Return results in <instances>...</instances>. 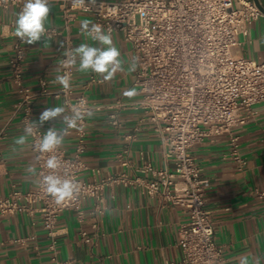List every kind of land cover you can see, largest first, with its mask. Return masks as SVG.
Instances as JSON below:
<instances>
[{"label": "crops", "instance_id": "crops-1", "mask_svg": "<svg viewBox=\"0 0 264 264\" xmlns=\"http://www.w3.org/2000/svg\"><path fill=\"white\" fill-rule=\"evenodd\" d=\"M264 8V0H257ZM51 11L45 27H54L58 33L45 36L42 42L27 45L15 36V19L20 11L16 5L0 6V196L12 189H34L36 176L26 171L30 164L36 166L31 149V139L23 146L15 139L24 133L21 124L22 111L16 110L18 88L12 79L9 61L14 55L15 44L20 42L25 50L23 63L24 83L32 90L40 88L45 79L50 93L39 94L33 101V116L39 121L43 110L53 106L67 107L62 97L51 92L61 85L55 78L61 75V57L64 41L71 38L76 48L81 43L99 47L81 29V21L93 18L89 13H79L66 27L58 0H50ZM103 32L106 33L104 30ZM114 45L126 62L125 72H118L111 81H104L100 74L80 72L77 60L72 79L75 94H84L90 102L110 103L117 99L134 101L140 92L134 84V72L127 66L135 57L131 44L122 33L111 34ZM238 54L257 61H264V17H259L248 27L247 34L238 35ZM92 77L102 79L90 82ZM135 89L137 95L129 98L124 92ZM255 113L246 122L235 125L228 132L208 135L191 147V152L211 179L206 207L210 211L216 241L222 246L226 264H239L242 256H260L264 264V201L256 195L257 188H264V102L254 105ZM65 113V114H66ZM87 117L86 148L83 160L88 168L84 179H99L108 174L126 170L144 178L152 175L142 166L150 163L157 168L173 169V162L164 155V144L153 123L142 109L124 108L119 111L122 125L113 127L106 110L94 111ZM62 120L45 122L42 129L63 128ZM134 133L129 142L127 134ZM238 143V151L245 164L230 154L232 138ZM129 143V165H120L116 154ZM75 135L65 136L61 147L68 154L73 152ZM105 210L98 214L97 227L91 213L92 200L84 199V218L79 221L74 210H64L57 222L58 257L68 264H165L180 261L181 249L177 245L179 227L188 220V211L181 205L151 196L140 186L114 185L104 190ZM39 204L10 215L0 214V264H51L49 239L42 224ZM81 231L90 236L91 242L81 239ZM27 237L26 242L18 239Z\"/></svg>", "mask_w": 264, "mask_h": 264}, {"label": "built area", "instance_id": "built-area-1", "mask_svg": "<svg viewBox=\"0 0 264 264\" xmlns=\"http://www.w3.org/2000/svg\"><path fill=\"white\" fill-rule=\"evenodd\" d=\"M62 18L68 27L79 13H89L93 24L102 26L106 33L120 32L131 44L138 57L134 84L140 97L134 101L117 99L110 103L90 102L84 94H75L72 79L75 66H66L65 52L75 49L71 38L64 41L61 57V76L70 78V87L62 86L51 92L62 97L67 107H80L85 115L77 128L69 129L75 135L73 152L63 147L54 153L41 154L36 145L43 135L36 128L31 139V149L36 157L37 185L22 191L14 188L0 196V214L10 215L30 209L38 203L42 224L49 239L51 264H68L58 257L57 222L64 210H74L79 221L84 218L82 202L92 200L91 213L97 227L98 214L105 210L104 190L114 185L140 186L151 196H160L167 202L183 206L188 220L179 227L177 245L181 249L180 261L165 264H226L222 246L216 241L210 211L206 207L211 179L191 152V147L208 135L228 132L235 125L244 123L255 113L254 105L264 102V61H257L238 54V35L247 34L248 27L264 12L255 0H96L90 4H74V0H58ZM24 0H0V6L10 4L23 7ZM46 36L57 34L54 27H46ZM25 50L20 42L15 44L14 55L9 61L12 79L19 98L16 110L22 111V127L33 121V101L39 94L50 93L45 79L40 88L32 90L24 83L23 63ZM92 77L90 82L101 81ZM124 108L142 109L164 144V155L173 162V169L157 168L150 163L142 166L152 175L144 178L126 170L108 174L99 179H84L88 168L83 160L86 148L88 111L108 112L109 123L119 128L122 121L119 111ZM66 125L63 124V128ZM135 134L129 133V142ZM116 154L120 165H129V143ZM231 155L242 169L245 160L239 154L236 138H232ZM55 155L61 162L56 174L74 180L79 187L76 196L57 205L38 182L50 170L46 160ZM257 197L264 201V188L256 189ZM81 239L91 242V237L81 231ZM28 238L18 240L26 242Z\"/></svg>", "mask_w": 264, "mask_h": 264}, {"label": "clouds", "instance_id": "clouds-1", "mask_svg": "<svg viewBox=\"0 0 264 264\" xmlns=\"http://www.w3.org/2000/svg\"><path fill=\"white\" fill-rule=\"evenodd\" d=\"M96 0H89L90 4H95ZM85 0H74L76 5H84ZM51 11L50 0H24L23 7L17 13L15 19V36L27 45L42 42L46 47L49 41L45 39L47 29L45 27ZM82 31L93 41L99 43V47L91 46L87 43H81L72 53L65 52L67 59L64 61L66 66H75L79 61L80 72H94L100 74L104 81H111L114 76L120 72H125L126 62L121 58V52L114 45L110 33L105 34L102 26L99 24H90L85 19L81 21ZM139 58L133 57L127 66V71L134 72L137 68ZM55 82L59 83L64 89L70 87V78L67 75H58ZM124 95L132 98L137 95L135 89H129ZM66 108L62 106H53L46 108L39 116V121H33L24 128V133L15 139V144L23 146L28 138L33 135L36 128H41L45 122L53 120H62L66 125L65 128L57 129L50 127L43 133L39 139L36 148L41 154L54 153L60 148L69 129L77 128L78 122L83 119L85 112L80 107L71 108V114L67 115ZM88 116L93 115L91 111L86 113ZM60 160L55 155H50L46 160V167L50 170L49 174L44 175L39 180L38 185L44 192L51 196L57 205H62L66 201L72 200L78 190V184L71 179L56 174L60 167ZM26 171L32 174L34 178L37 175L36 167L30 164ZM239 264H262L260 256H242Z\"/></svg>", "mask_w": 264, "mask_h": 264}, {"label": "water", "instance_id": "water-1", "mask_svg": "<svg viewBox=\"0 0 264 264\" xmlns=\"http://www.w3.org/2000/svg\"><path fill=\"white\" fill-rule=\"evenodd\" d=\"M255 2L257 3V0H255ZM257 5H258V3H257ZM258 6L264 12V8L262 6H260V5H258Z\"/></svg>", "mask_w": 264, "mask_h": 264}]
</instances>
